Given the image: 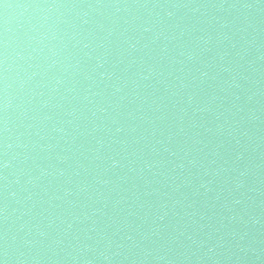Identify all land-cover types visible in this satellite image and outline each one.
I'll return each mask as SVG.
<instances>
[{"label":"water","instance_id":"water-1","mask_svg":"<svg viewBox=\"0 0 264 264\" xmlns=\"http://www.w3.org/2000/svg\"><path fill=\"white\" fill-rule=\"evenodd\" d=\"M212 0H0V264H91Z\"/></svg>","mask_w":264,"mask_h":264}]
</instances>
